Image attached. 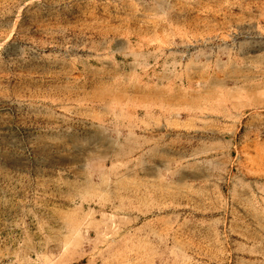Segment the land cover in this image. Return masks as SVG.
<instances>
[{
	"label": "rangeland",
	"instance_id": "rangeland-1",
	"mask_svg": "<svg viewBox=\"0 0 264 264\" xmlns=\"http://www.w3.org/2000/svg\"><path fill=\"white\" fill-rule=\"evenodd\" d=\"M0 264H264V0H0Z\"/></svg>",
	"mask_w": 264,
	"mask_h": 264
}]
</instances>
